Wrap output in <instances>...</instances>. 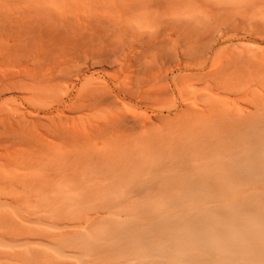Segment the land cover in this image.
I'll return each instance as SVG.
<instances>
[{
    "label": "rangeland",
    "instance_id": "rangeland-1",
    "mask_svg": "<svg viewBox=\"0 0 264 264\" xmlns=\"http://www.w3.org/2000/svg\"><path fill=\"white\" fill-rule=\"evenodd\" d=\"M263 163L264 0H0V264H264Z\"/></svg>",
    "mask_w": 264,
    "mask_h": 264
},
{
    "label": "bare ground",
    "instance_id": "bare-ground-1",
    "mask_svg": "<svg viewBox=\"0 0 264 264\" xmlns=\"http://www.w3.org/2000/svg\"><path fill=\"white\" fill-rule=\"evenodd\" d=\"M39 13H40V12H39ZM69 19H70V18H69ZM63 21H64V20H63ZM67 23H68V22H67ZM6 24H7V23H6ZM61 24H63V23H61ZM7 25H8V24H7ZM17 26H18V25H17ZM60 26H61V25H60ZM69 27H70V26H69ZM59 28H60V27H59ZM61 29H62V28H61ZM10 31H11V30H10ZM19 31H20V30H19ZM23 35H24V34H23ZM85 36H86V35H85ZM89 36H90V35H89ZM71 37H72V36H71ZM73 37H74V36H73ZM102 37H103V36H102ZM16 38H17V37H16ZM85 38H87V37H85ZM70 39H71V41H72L73 38H70ZM70 39H69V40H70ZM87 39H88V40L90 39L91 42L93 41V39H92L91 37H89V38H87ZM17 40H18V39H17ZM17 40H16V41H17ZM69 40H68V41H69ZM88 40H87V41H88ZM26 41H28V40H26ZM44 41H45V40H44ZM51 41H52V40H51ZM68 41H67V42H68ZM85 41H86V39H85ZM96 41H97V40H96ZM28 42H29V41H28ZM73 42H74V41H73ZM75 42H76V41H75ZM77 42H78V41H77ZM83 42H84V41H83ZM88 42H89V41H88ZM35 43H36V42H35ZM64 43H65V42H64ZM111 43H112V42H111ZM72 44H73V43H72ZM92 44H93V43H92ZM92 44L89 43L90 46H91ZM94 44H96V43L94 42ZM30 45H32V44H30ZM78 45H79V44H78ZM80 45H82V44L80 43ZM83 45H86V43L84 42ZM98 45H99V43H98ZM108 45H110V43H108ZM22 46H24V45H22ZM28 46H29V45H28ZM96 46H97V44H96ZM102 46H103V49H104L105 46H104V45H102ZM112 46H113V45H112ZM112 46H111V47H112ZM62 47H63V46H62ZM70 47H71V46H70ZM85 47H87V46H85ZM99 47H101V44H100ZM24 48H25V46H24ZM63 48H64V47H63ZM78 48H81V47H78ZM88 48H89V47H88ZM112 48H113V47H112ZM112 48H111V49H112ZM114 48H115V47H114ZM18 49H19V48H18ZM59 49H61V48H59ZM96 49H98V51H99V48L96 47ZM109 49H110V48H109ZM115 49H116V48H115ZM115 49H113V50H115ZM74 50H75V49H74ZM100 50H101V48H100ZM107 50H108V48H107ZM59 51H60V50H59ZM72 51H73V50H72ZM102 51H103V50H102ZM102 51L100 52V54L102 53ZM26 52H27V51H26ZM74 52H75V51H74ZM83 52H84V51H83ZM83 52H82V53H83ZM85 52H86V51H85ZM111 52H112V51L110 50V54H111ZM116 52H117V50H116ZM118 52H119V51H118ZM167 52H168V51H167ZM91 53H93V52H91ZM22 54H23V53H22ZM58 54H59V53H58ZM76 54H77V53H76ZM84 54H85V53H84ZM96 54H97V51H96ZM110 54L108 53V55H110ZM143 54H144V53H143ZM78 55H79V53H78ZM81 55H82V54H81ZM85 55H86V54H85ZM116 55H117V53H116ZM171 55H172V54H171ZM25 56H26V54H25ZM25 56H24V58H25ZM72 56H74V55H72ZM92 56H93V55H92ZM173 56H174V55H173ZM26 57H27V56H26ZM75 57H76V56H75ZM80 57H81V58H82V57H87V55H86V56H80ZM113 57H114V56H110V59L113 58ZM79 59H80V58H79ZM82 59H83V58H82ZM85 59H86V58H85ZM85 59H84V61H85ZM102 59H103V58H102ZM108 59H109V58H108ZM110 59H109V61H110ZM113 59H115V58H113ZM113 59H111V60L113 61ZM171 59H172V58H171ZM97 60H98V59H97ZM99 60H100V59H99ZM99 60H98V63H99L98 65H100V61H99ZM69 61H70V60H69ZM87 61H88V60H87ZM106 61H108V60H106ZM67 62H68V61L66 60V63H67ZM94 62H96V61H94ZM83 63H84V62H83ZM103 63H104V61H103ZM109 63H110V62H109ZM62 64H63V63H62ZM111 64H112V62H111ZM144 64H145V63H144ZM92 65H96V64H95V63H92ZM148 65H149V64H148ZM84 66H85V64H84ZM77 68H78V67H77ZM143 68H144V67H143ZM151 68H152V67H151ZM153 68H154V67H153ZM79 69H81V68H79ZM74 70H75V69H74ZM138 70H140V69H138ZM58 71H59V70H58ZM76 71H77V69H76ZM71 72H72V71H71ZM71 72H70V73H71ZM76 73H77V72H76ZM59 75H60V74H59ZM72 75H73V74H72ZM72 75H71V76H72ZM77 75H78V73H77ZM74 76H75V75H74ZM77 77H78V76H77ZM97 87H98V86H97ZM101 87H102V85H101ZM101 87L99 86V88H96V89H100ZM163 88H165V87H163ZM102 89H103V88H102ZM158 89H159V88H158ZM160 89H161V88H160ZM92 90H93V89H92ZM8 91H9V90H8ZM95 91H96V90H95ZM155 91H156V90H155ZM151 92H152V91H151ZM156 92H157V91H156ZM3 93H4V92H3ZM93 93H95V92H93ZM96 93H97V91H96ZM109 94H111V93H109ZM170 94H171V93H170ZM97 95H98V93H97ZM104 95H105V94H104ZM104 95H103V96H104ZM98 96H99V95H98ZM99 97H100V96H99ZM107 97H109V96L107 95ZM109 98H110V97H109ZM96 99H97V98H96ZM96 99H95V100H96ZM102 99H103V98H102ZM104 99H105V98H104ZM110 99H111V98H110ZM147 99H149V97H147ZM147 99H146V100H147ZM207 99H208V98H207ZM93 100H94V99H93ZM97 100H98V101H97ZM97 100H96V101H97L96 103L98 104L99 99H97ZM100 100H101V98H100ZM108 100H109V99H108ZM259 100H260V99H259ZM105 101H107V100H105ZM109 101H110V100H109ZM142 101H145V100H142ZM151 101H152V100H151ZM93 102H94V101H93ZM103 102H104V100H102V103H103ZM115 102H116V101H115ZM145 102H146V101H145ZM147 102H149V100H148ZM107 103H108V102H107ZM109 103H110V102H109ZM99 104H100V102H99ZM97 106H98V105H97ZM112 106H113V105H112ZM88 107H89V106H88ZM115 107H117V106H115ZM212 107H213V106H212ZM108 108H109V107H108ZM211 109H212V108H211ZM179 110H180V109H179ZM216 110H217V109H216ZM223 110H224V109H223ZM210 112H211V111H210ZM119 113H122V112H119ZM112 114H113V113H112ZM115 114H116V113H115ZM200 114H201V113H200ZM110 115H111V114H110ZM116 115L121 116L122 114H116ZM116 115H115V117H116ZM124 115L126 116V114H124ZM124 115H123V116H124ZM171 115H172V114H171ZM128 116H129V115H128ZM117 117H118V116H117ZM117 117H116V119H117ZM126 117H127V116H126ZM126 117H125V118H126ZM175 117H176V116H175ZM185 117H186V116H185ZM187 117H188V116H187ZM189 117H190V116H189ZM125 118H124V119H125ZM136 118H137V117H136ZM180 118H181V117H180ZM63 119H64V118H63ZM65 119H66V118H65ZM134 119H135V117H134ZM117 120H118V119H117ZM119 120H120V118H119ZM122 120H123V119H122ZM173 120H174V119H173ZM177 120H178V119H177ZM120 121H121V120H120ZM130 121H131V120H130ZM139 121H140V119H139ZM139 121H136V122H139ZM161 121H162V120H161ZM190 121H191V120H190ZM117 122H118V121H117ZM123 122H125V125H124V126H126V124H131V123H132V122L127 123L126 120H123ZM128 122H129V120H128ZM163 122H164V121H163ZM121 123H122V122H121ZM165 123H166V122H165ZM115 124H117V123H115ZM190 124H191V123H190ZM213 124H214V125L216 124V125L218 126L219 123H218L217 121H215V123H213ZM105 125H106V124H105ZM117 125H118V124H117ZM134 125H135V123H134ZM151 125H152V124H151ZM219 125H220V124H219ZM109 126H111V125H109ZM109 126H108V127H109ZM131 126H132V124H131ZM131 126H130V128H131ZM137 126H138V125H137ZM176 126H177V125H176ZM114 127H115V126H114ZM128 127H129V126H128ZM139 127H140V126H138L137 128L139 129ZM151 127H152V126H151ZM170 127H171V126H170ZM178 127H179V126H178ZM125 128H126V127H125ZM211 128H212V127H211ZM108 129H109V128H107V130H108ZM115 129H116V128H115ZM123 129H124V127H123ZM127 129L129 130V128H127ZM138 129H137V130H138ZM170 129H171V128H170ZM212 129H213V128H212ZM212 129H211V130H212ZM105 130H106V129H105ZM121 130H122V129H121ZM128 130H127V131H128ZM108 131H110V130H108ZM152 131H153V130H152ZM106 132H107V131H106ZM148 132H149V131H148ZM62 133H63V132H62ZM72 133H73V131H72ZM77 133H78V132H77ZM103 133H104V131H103ZM103 133H102V134H103ZM115 133H116V132H115ZM171 133H172V132H171ZM70 134H71V133H70ZM112 134H113V133H112ZM154 134H155V133H154ZM99 135H100V134H99ZM130 135H131V134H130ZM66 136H67V135H66ZM120 136H121V135H120ZM134 136H135V137H136V136L139 137V134H138V135H134ZM147 136H148V135H147ZM108 137H109V135H108ZM116 137H117V136H115V138H116ZM61 138H62V136H61ZM73 138H74V137H73ZM111 138H113V137L111 136ZM132 138H133V137H132ZM199 138H200V137H199ZM199 138H197V139H198V141H196L197 143L201 142V139L199 140ZM133 139H134V138H133ZM133 139H132V141H133ZM157 139H158V138H156L155 140H157ZM172 139H173V138H172ZM195 139H196V138H195ZM195 139H193V141H194ZM211 139H212L213 142H216V141L214 140L215 138L213 139L212 136H211ZM148 140H149V139H148ZM111 141H112V139H111ZM120 141H121V140H120ZM180 141H181V140H180ZM114 142H115V141H113V143H114ZM196 142H195V144H194L195 146L197 145ZM104 143H105V142H104ZM153 143H154V142H153ZM165 143H166V142H165ZM87 144H88V143H87ZM127 144H128V143H127ZM88 145H89V144H88ZM155 145H156V144H155ZM161 145H162V143H161ZM199 145H201V144L199 143ZM199 145H198V146H199ZM129 146H130V145H129ZM165 146H166V144H165ZM216 146H217V145H216ZM234 146H235V145H234ZM125 147H126V146H125ZM127 147H128V146H127ZM127 147H126V148H127ZM136 147H137V146H136ZM163 147H164V144H163ZM190 147H191V146H190ZM192 147H194V146H192ZM192 147H191V149H192ZM220 147H221V146L219 145V146H217L216 148H213V149H216V150L218 149V150L220 151V150H221V149H219ZM164 148H165V147H164ZM187 148H188V147H187ZM196 148H197V146H196ZM199 148H200V147H199ZM237 148H238V147H237ZM250 148H251V150L253 149V153H254L256 150H259V149L262 148V147H260V146H256V145H255V146H252V147H250ZM128 149H130V148H128ZM161 149H162V148H161ZM173 149H174V148H173ZM200 149H207V147L205 148L204 145H203V143H202ZM222 149H223V147H222ZM115 150H116V149H115ZM216 150H215V151H216ZM238 150H239V149H238ZM124 151H125V150H124ZM192 151H194V150H192ZM205 151H206V150H205ZM222 151H223V150H222ZM104 152H105V151H104ZM199 152H202V151L200 150ZM210 152H212V150H211ZM241 152H242V151H241ZM124 153H125V152H124ZM124 153H123V154H124ZM33 154H35V153H33ZM99 154H100V153H99ZM190 154H192V153H190ZM208 154H209V153H208ZM208 154H207V155H208ZM218 154L221 155V154H223V153H220V152H219ZM240 154H241V153H240ZM104 155H105V154H104ZM137 155H138V154H137ZM159 155H160V154H159ZM185 155H187V154L185 153ZM185 155L183 154V156H185ZM230 155H231V154H230ZM245 155H246V154H245ZM20 156H21V155H20ZM39 156H41V155H39ZM121 156L123 157V155H121ZM142 156H143V155H142ZM181 156H182V155H181ZM183 156H182V157H183ZM195 156H196V155H195ZM221 156H222V155H221ZM221 156H220V157H221ZM73 157H74V156H73ZM122 157H121V158H122ZM197 157H199V155H198ZM197 157H195V158H197ZM203 157H204V155H203ZM203 157H202V161H203ZM220 157H219V159H221L223 156H222L221 158H220ZM224 157H225V155H224ZM224 157H223V158H224ZM243 157H244V156H243ZM246 157H247V156H246ZM249 157H250V156H249ZM255 157H256V156H255ZM71 158H72V157H71ZM121 158H120V160H121ZM135 158H136V157H135ZM159 158H160V157H159ZM186 158H187L188 160L190 159L189 156L186 157ZM193 158H194V157H193ZM204 158H206V155H205ZM18 159H19V158H18ZM181 159H182V158H181ZM199 159H200V158H199ZM224 159H226V157H225ZM224 159H221V160L225 161ZM254 159H255V158H254ZM256 159H257V158H256ZM29 160H30V159H29ZM143 160H144V159H143ZM193 160H194V159H193ZM195 160H196V159H195ZM221 160H220V161H221ZM228 160H229V159H228ZM52 161H54V160H52ZM124 161H125V160H124ZM144 161H145V160H144ZM144 161H143V162H144ZM180 161H181V160H180ZM196 161H197V160H196ZM226 161H227V160H226ZM151 162H152V161H151ZM197 162H198V161H197ZM158 163H159V162H158ZM203 163H204V161H203ZM112 164H113V163H112ZM116 164H117V163H116ZM172 164H174V163H172ZM191 164H193V163H191ZM263 164H264V163H263ZM122 165H123V164H122ZM166 165H168V164H166ZM169 165H170V164H169ZM197 165L199 166V164H197ZM221 165H222V164H221ZM254 165H255V164H253V166H254ZM162 166H163V165H162ZM191 166H192V165H191ZM263 166H264V165H263ZM214 167H215V166H214ZM91 168H92V167H91ZM172 168H173V167H172ZM191 168H192V167H191ZM201 168H202V167H201ZM204 168H206V167H204ZM215 168H216V167H215ZM43 169H44V168H43ZM128 169H129V168H128ZM187 169H188V168H187ZM192 169H193V168H192ZM238 169H239V168H238ZM188 170H189V169H188ZM188 170H187V171H188ZM159 171H160V170H159ZM159 171H158V172H159ZM162 171H163V169H162ZM196 171H197V170H196ZM132 172H133V171H132ZM203 172H204V171H203ZM228 172H229V171L224 172V173L227 174ZM154 173H155V174L152 175L153 177H154L156 174H158V173H157V169H156V171H154ZM161 173H163V172H161ZM164 173H165V171H164ZM180 173H181V172H180ZM196 173H197V172H196ZM196 173H195V174H196ZM198 173H199V172H198ZM206 173H207V172H206ZM222 173H223V172H222ZM254 173H255V174H258V175H263V177H264V170H262V171H259V170H258V171H254ZM70 174H71V173H70ZM166 174H167V173H166ZM189 174H190V175H193L192 173H189ZM215 174H218V173H215ZM16 175H17V174H16ZM34 175H36V174H34ZM167 175H168V174H167ZM170 175H171V174H170ZM172 175H173V173H172ZM185 175H186V174H185ZM190 175H189V176H190ZM203 175H204V174H203ZM162 176H163V174H162ZM183 176H184V175H183ZM189 176H188V177H189ZM198 176H199V178H200L201 175H198ZM198 176H195V177H198ZM59 177H60V176H59ZM64 177H65V176H64ZM160 177H161V176H160ZM168 177H169V175H168ZM193 177H194V175H193ZM231 177H232V176H231ZM235 177H236V176H235ZM252 177H253V176H252ZM28 178H29V177H28ZM181 178H182V177H181ZM199 178H198V179H199ZM204 178H205V177H204ZM250 178H251V177H250ZM14 179H16V178H14ZM39 179H40V178H39ZM39 179H38V180H39ZM64 179H65V178H64ZM70 179H71V178H70ZM157 179H158V178H157ZM166 179H167V177H166ZM166 179H165V180H166ZM170 179H171V178H170ZM207 179H209V178H207ZM11 180H12V179H11ZM121 180H122V179H121ZM179 180H180V179H179ZM193 180H194V179H193ZM196 180H197V179H196ZM240 180H241V179H240ZM163 181H164V180H163ZM163 181H162V183H163ZM214 181H215V179H214ZM216 181H217V180H216ZM23 182H25V181H23ZM147 182H148V181H147ZM157 182H158V180H157ZM165 182H166V181H165ZM241 182H242V181H241ZM55 183H56V182H55ZM65 183H66V182H65ZM97 183H98V182H97ZM97 183H96V184H97ZM111 183H112V182H111ZM191 183H192V182H191ZM66 184H67V183H66ZM108 184H109V183H108ZM143 184H144V183H143ZM143 184H142V185H143ZM148 184H149V183H148ZM174 184H175V183H174ZM174 184L171 183V185H174ZM138 185H139V184H138ZM104 186H105V185H104ZM136 186H137V185H136ZM153 186H154V185H153ZM153 186L150 185V187H153ZM164 186H165V185H164ZM147 187H149V185H148ZM170 187H171V186H170ZM177 187H178V186H177ZM27 188H28V187H27ZM92 188H93V187H92ZM155 188H156V187H155ZM175 188H176V187H175ZM38 189H39V188H38ZM137 189H138V188H137ZM140 189H143V188L140 187ZM145 189H146V187H145ZM150 189H151V188H150ZM153 189H154V188H153ZM159 189H160V187H159ZM184 189H185V188H184ZM181 190H182V189H180V191H181ZM208 190H209V189H208ZM183 191H184V190H183ZM209 191H210V190H209ZM170 192H172V191H170ZM110 193H112V192H110ZM110 193H109V194H110ZM159 193H161V192H159ZM167 194H168V192H167ZM256 194H257V193H256ZM33 195H35V194H33ZM33 195H32V196H33ZM138 195H139V194H138ZM106 196H107V195H106ZM153 196H155V194H154ZM185 196H186V195H185ZM94 197H95V196H94ZM137 197H138V196H137ZM140 197H141V196H140ZM244 197H245V196H244ZM246 197H247V196H246ZM32 198H33V197H32ZM109 198H110V197H109ZM180 198H181V197H180ZM182 198H183V197H182ZM182 198H181V199H182ZM175 199H176V198H175ZM243 199H244V198H243ZM126 200H128V199H126ZM173 200H174V199H173ZM244 200H245V199H244ZM259 200H260V199H259ZM141 201H142V200H141ZM175 201H176V200H175ZM175 201H174V202H175ZM155 202H157V201H155ZM155 202H154V203L152 202V204H151L150 202H149V203L152 205V207L155 206V208H156L158 205H155ZM174 202H173V203H174ZM166 203H167V201H166ZM255 203H256V202H255ZM141 204H143V203H141ZM150 204H149V207L151 206ZM130 205L132 206V204H130ZM163 205H164V204H163ZM103 206H104V205H103ZM112 206H113V205H112ZM125 206H126V205H125ZM139 206H140V204H139ZM190 206H191V205H190ZM194 206H195V205H194ZM199 206H200V205H199ZM199 206H198V207H199ZM248 206H249V205H248ZM163 207H164V206H163ZM186 207H187V206H186ZM186 207H184V208L186 209ZM196 207H197V206H196ZM196 207H195V208H196ZM200 207H201V206H200ZM257 207H258V206H257ZM104 208H105V207H104ZM104 208H103V209H104ZM150 208H151V207H150ZM161 208H162V207H161V205H160V210H162ZM167 208H168V205H167ZM184 208H183V209H184ZM189 208L191 209V208H194V207L192 206V207H189ZM122 209H123V208H122ZM134 209H136V208L134 207ZM158 209H159V208H158ZM158 209H156V210L158 211ZM163 209H164V208H163ZM245 209H246V208H245ZM248 209H249V208H248ZM148 210H149L148 208H147V210H145L146 213H147ZM166 210H167V209H166ZM166 210H165V211H166ZM178 210H180V209H178ZM178 210H177V211H178ZM186 210H187V209H186ZM152 211H154V213L156 212L155 210H152V209H151V213H149V214H152ZM165 211H164L163 214L166 213ZM172 211H173V210H172ZM177 211H176V213H177ZM220 211H221V210H220ZM128 212H129V211H128ZM161 212H162V211H161ZM257 213H258V211H257ZM172 214H173V213H172ZM262 214H263V213H262ZM76 215H77V214H76ZM97 215H98V214H97ZM97 215H96L95 217H97ZM156 215H159V214H156ZM151 216H153V215H151ZM78 217H79V216H78ZM102 217H103V216H102ZM147 217H148V216H147ZM147 217H146V218H147ZM90 218H91V217H90ZM90 218H89V219H90ZM97 218H98V217H97ZM103 218H104V217H103ZM126 218H127V217H126ZM135 218H136V217H135ZM135 218L132 217V219H135ZM148 218H149V217H148ZM93 219H94V218H93ZM101 219H102V218H101ZM110 219H111V218H110ZM114 219H115V218H114ZM128 219H129V218H128ZM138 219H139V221L144 222V221H142L143 218H142V220H141L140 218H138ZM91 220H92V219H91ZM91 220H90V221H91ZM95 220H96V219H94L93 221H95ZM103 220H104V219H103ZM124 220H125V219H124ZM150 220H151V219H150ZM245 220H247V219H245ZM90 221H89V222H90ZM93 221H92V222H93ZM121 221H122V220H121ZM130 221H131V220H130ZM135 221H136V220H134V222H135ZM137 221H138V220H137ZM167 221H168V220H167ZM231 221H232V220H231ZM64 222H65V220H64ZM75 222H76V221H75ZM111 222H112V221H111ZM111 222H109V223H111ZM122 222H123V221H122ZM131 222H133V221H131ZM141 222H140V223H141ZM164 222H165V221H164ZM259 222H260L259 219H255L254 221H253V220L251 221L252 225H255V223H259ZM68 223H69V222H68ZM86 223H88V221H87ZM103 223H104V222H103ZM112 223H113V222H112ZM112 223H111V224H112ZM127 223H128V222H127ZM138 223H139V222H138ZM144 223H146V221H145ZM150 223H151V222H150ZM88 224H89V223H88ZM92 224H93V223H92ZM129 224H130V223H129ZM129 224H128V225H129ZM112 225H115V224H112ZM112 225H111V227H112ZM128 225H127V226H128ZM133 225H134V224H133ZM57 227L60 228L59 226H57ZM255 229H256V228H255ZM35 230H36V229H35ZM38 230H39V229H38ZM206 230L208 231V229H206ZM239 230H241V231L243 232V233H241V234H242V236L245 237V238H248V237H249L250 239H253V240H256V239L258 238V237L254 234L255 231H254V228H253V230H252V227H249V228H248V227H246V226H241V227L239 228ZM72 232H73V231H71V233H72ZM108 232H109V231H108ZM28 233H29V232H28ZM215 233H216V235H215V237L213 236V237H214L213 240H214V241H217V242H212V243H210V244H211V245H214V246H215V244H216V245H218V246L221 247V248H222V247H223V248H227L228 244L232 242L231 240H234V239H237V238H238V237L235 235L236 233L234 232V230H229V231H225V232H224L223 229H221V230H220V229H219V230L216 229V230H215ZM61 234H62V233H61ZM63 234H64V232H63ZM68 234H69V233H68ZM243 234H244V235H243ZM57 235H59V234H57ZM57 235H56V236H57ZM65 235H66V233H65ZM177 235H178L180 238L183 237V236H184V238H185V237H191V236H193V232H192V230H191L190 227H188V226H187V227L184 226V227H180L179 229H177ZM62 236H63V235H62ZM86 236H87V234H86ZM100 236H101V235H100ZM104 236H105V235H104ZM127 236H128V235H127ZM158 236H159V235H158ZM204 236H207V234L204 235ZM242 236H241V237H242ZM131 237H132V236H131ZM119 238H120V236H119ZM206 238H208V236H207ZM80 239L83 241L82 238H80ZM112 239H113V238H112ZM127 239L129 240L128 242H133V241H130L131 239H129V237H127ZM157 239H158V237H157ZM117 240H118V239H117ZM122 240H123V239H122ZM122 240H120V242H121ZM166 240H167V239H166ZM248 240H249V239H248ZM76 241H79V239L76 240ZM105 241H106V240H105ZM115 241H116V240H115ZM159 241H160V240H159ZM168 241H169V240H168ZM83 242H84V241H83ZM85 242H86V240H85ZM88 242H89V241H88ZM106 242H107V241H106ZM109 242H110V241H109ZM81 243H82V242H81ZM94 243H95V242H94ZM94 243H93V244H94ZM112 243H114V242H112ZM112 243H111V246H112ZM205 243H206V242H205ZM218 243H219L221 246H220ZM79 244H80V243H79ZM95 244L98 245L97 243H95ZM117 244H118V241H117ZM123 244H124V243H123ZM123 244H122V245H123ZM144 244H145V243H144ZM85 245H86V244H85ZM107 245H109V244H107ZM115 245H116V242H115ZM115 245H114V246H115ZM118 245H120V244H118ZM128 245H129V244H128ZM185 245H186V244H185ZM99 247H100V245H98V249H100V251L103 250V248H104L103 246H101L102 248H101V247L99 248ZM107 247H108V246H107ZM116 247H117V246H116ZM118 247H122V246H118ZM86 248H87V247H86ZM94 248H95V247H94ZM105 248H106V246H105ZM129 249H130V248H129ZM144 249H145V248H144ZM185 249H186V248H185ZM127 250H128V249H127ZM130 250H131V249H130ZM186 250H188V249H186ZM186 250H185V252H187ZM190 250H191V249H190ZM245 250H247V249H245ZM97 251H98V250H97ZM146 251H147V250H146ZM221 251H222V250H221ZM227 251H228L227 249H223V253H224V252H227ZM44 253H45V252H44ZM131 253H132V252H131ZM133 253H134V252H133ZM221 254H222V253H221ZM61 255H62V254H61ZM160 256H161V257H160ZM224 256H225V254H224ZM13 257H14V256H13ZM129 257H130V256H129ZM129 257H127L128 260H129ZM139 257H140V256H139ZM118 258H120V257H118ZM133 258H134V257H133ZM135 259H137V258H135ZM140 259H142V258H138L137 262H138ZM159 259L161 260V264H173V263L175 262V261H174V258H172L171 256L164 257V256H162V255H157V257H156L153 261H158ZM111 260H112V259H111ZM128 260H127V261H128ZM123 261H124V260H123ZM101 262H102V261H101ZM119 262H120V261L118 260V263H119ZM124 262H125V261H124ZM55 263H56V262H55ZM107 263H108V261H107ZM57 264H58V263H57ZM93 264H94V263H93ZM155 264H156V263H155Z\"/></svg>",
    "mask_w": 264,
    "mask_h": 264
}]
</instances>
